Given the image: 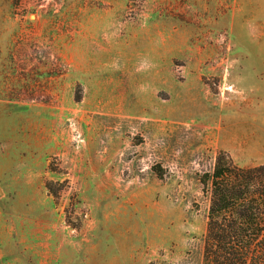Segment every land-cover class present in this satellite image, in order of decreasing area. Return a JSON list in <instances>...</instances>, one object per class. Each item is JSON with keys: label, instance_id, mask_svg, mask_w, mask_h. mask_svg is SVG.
Wrapping results in <instances>:
<instances>
[{"label": "rangeland", "instance_id": "obj_1", "mask_svg": "<svg viewBox=\"0 0 264 264\" xmlns=\"http://www.w3.org/2000/svg\"><path fill=\"white\" fill-rule=\"evenodd\" d=\"M258 165L264 0H0V264H204Z\"/></svg>", "mask_w": 264, "mask_h": 264}, {"label": "trees", "instance_id": "obj_2", "mask_svg": "<svg viewBox=\"0 0 264 264\" xmlns=\"http://www.w3.org/2000/svg\"><path fill=\"white\" fill-rule=\"evenodd\" d=\"M224 168L212 173L204 264H264V165Z\"/></svg>", "mask_w": 264, "mask_h": 264}]
</instances>
